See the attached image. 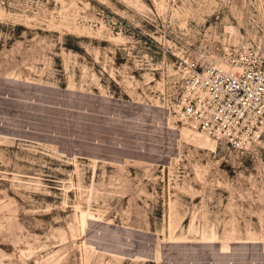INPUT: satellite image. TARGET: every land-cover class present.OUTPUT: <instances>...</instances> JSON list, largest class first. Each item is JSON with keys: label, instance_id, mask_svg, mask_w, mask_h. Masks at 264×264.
Returning <instances> with one entry per match:
<instances>
[{"label": "rangeland", "instance_id": "obj_1", "mask_svg": "<svg viewBox=\"0 0 264 264\" xmlns=\"http://www.w3.org/2000/svg\"><path fill=\"white\" fill-rule=\"evenodd\" d=\"M204 30L264 55V0L0 8V264H264V146L170 110Z\"/></svg>", "mask_w": 264, "mask_h": 264}, {"label": "built area", "instance_id": "obj_2", "mask_svg": "<svg viewBox=\"0 0 264 264\" xmlns=\"http://www.w3.org/2000/svg\"><path fill=\"white\" fill-rule=\"evenodd\" d=\"M18 2L0 0V8ZM199 41H187L186 54L172 52L176 96L170 110L233 150L264 146V55L244 43L226 45L220 56L205 55V30Z\"/></svg>", "mask_w": 264, "mask_h": 264}, {"label": "bare ground", "instance_id": "obj_3", "mask_svg": "<svg viewBox=\"0 0 264 264\" xmlns=\"http://www.w3.org/2000/svg\"><path fill=\"white\" fill-rule=\"evenodd\" d=\"M233 29H234V32H235V28H234V26H233ZM197 131H198V130H197ZM197 134L200 135V136H202V137H205L206 139H211V140H213V141H216L215 139L210 138V137H209L208 135H206V134L202 135V134H200L199 132H197Z\"/></svg>", "mask_w": 264, "mask_h": 264}]
</instances>
